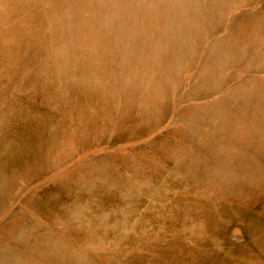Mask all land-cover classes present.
<instances>
[{"label": "rangeland", "instance_id": "1", "mask_svg": "<svg viewBox=\"0 0 264 264\" xmlns=\"http://www.w3.org/2000/svg\"><path fill=\"white\" fill-rule=\"evenodd\" d=\"M19 147L17 264H264V0H0Z\"/></svg>", "mask_w": 264, "mask_h": 264}, {"label": "bare ground", "instance_id": "2", "mask_svg": "<svg viewBox=\"0 0 264 264\" xmlns=\"http://www.w3.org/2000/svg\"><path fill=\"white\" fill-rule=\"evenodd\" d=\"M175 18V23L177 25L180 24L177 16H174ZM39 141V140H38ZM21 145H24V142L21 143ZM16 158L18 159L17 162H13L14 158H9L5 164V166L0 169V191L3 189L5 182L9 181L10 178H12L18 170H24L31 162L32 160L28 157V152L24 147H19L18 149L16 148ZM37 163V162H36ZM12 164H17V165H12ZM0 264H17L16 257L7 254L5 256L0 255Z\"/></svg>", "mask_w": 264, "mask_h": 264}]
</instances>
